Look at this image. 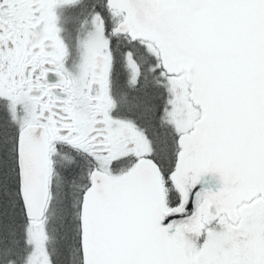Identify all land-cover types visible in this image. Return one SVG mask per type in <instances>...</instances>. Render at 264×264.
Returning a JSON list of instances; mask_svg holds the SVG:
<instances>
[{"label":"snow or ice","instance_id":"6c2138e0","mask_svg":"<svg viewBox=\"0 0 264 264\" xmlns=\"http://www.w3.org/2000/svg\"><path fill=\"white\" fill-rule=\"evenodd\" d=\"M0 264H264V0H0Z\"/></svg>","mask_w":264,"mask_h":264}]
</instances>
